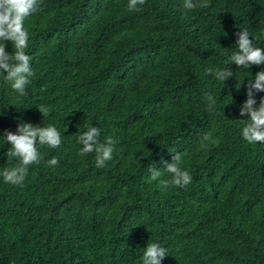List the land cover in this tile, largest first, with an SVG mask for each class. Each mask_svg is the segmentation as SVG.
Returning <instances> with one entry per match:
<instances>
[{
	"label": "trees",
	"instance_id": "1",
	"mask_svg": "<svg viewBox=\"0 0 264 264\" xmlns=\"http://www.w3.org/2000/svg\"><path fill=\"white\" fill-rule=\"evenodd\" d=\"M207 3L41 0L25 21V95L0 72V172L19 163L3 135L21 122L55 126L62 144L38 146L22 185L0 175V264H143L151 243L167 249L161 264H264V143L243 138L240 115L264 65L228 59L243 29L264 49V0ZM209 68L233 75L224 83ZM253 99L258 109L264 91ZM90 126L117 141L103 168L79 154ZM177 153L192 183L163 189Z\"/></svg>",
	"mask_w": 264,
	"mask_h": 264
},
{
	"label": "clouds",
	"instance_id": "2",
	"mask_svg": "<svg viewBox=\"0 0 264 264\" xmlns=\"http://www.w3.org/2000/svg\"><path fill=\"white\" fill-rule=\"evenodd\" d=\"M146 0H129L130 11H139L138 6L144 5ZM41 0H0V72L5 73L4 79L11 84L12 90L25 95L26 86L30 83V78L35 75L30 66L31 57L25 53L29 46V33L25 28V21L40 9ZM185 8L192 10L199 7H207V0L203 3H194L193 0H185ZM238 40L235 52L228 59L238 68L248 69L253 65H264V49L253 46L247 30L243 29L236 33ZM5 41H11L14 53L7 52ZM227 63V61H226ZM209 74H214L215 78L225 81L233 75L229 69H207ZM253 89L264 91V70L257 72L253 79H249L247 85V99L240 107V115H248L250 123L242 130L243 138L248 143H264V99L261 100L259 108H255L256 101L253 99ZM205 100L209 102V110H212L216 101L211 94L205 95ZM42 114L44 109L39 108ZM101 130L97 126H90L87 131L82 132L78 137V143L83 147L80 155L96 153V167L103 168L106 162L113 159L114 145L117 143L109 137L104 143L100 142ZM3 137L5 142L11 147L6 155L8 158H18L19 163L11 168L0 172L6 183L12 185H22L30 165L39 164L42 156L38 146L49 148H59L62 144L61 132L55 126H35L32 123L21 122L15 133L5 131ZM205 140H211V136L206 135ZM173 162L167 163L166 171L171 174V179L161 180L163 189L170 186L185 188L192 183V176L180 167L181 155L173 156ZM59 161L54 157L48 161L50 166H57ZM150 178L156 180L161 172L155 168H150ZM169 255L167 249L158 243L148 244L143 253V264H161V260Z\"/></svg>",
	"mask_w": 264,
	"mask_h": 264
}]
</instances>
